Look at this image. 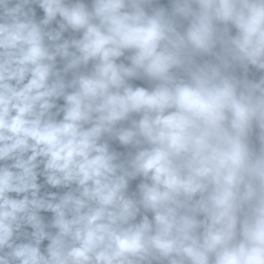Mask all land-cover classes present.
Segmentation results:
<instances>
[{
  "label": "clouds",
  "instance_id": "9594fccd",
  "mask_svg": "<svg viewBox=\"0 0 264 264\" xmlns=\"http://www.w3.org/2000/svg\"><path fill=\"white\" fill-rule=\"evenodd\" d=\"M0 264H264V0H0Z\"/></svg>",
  "mask_w": 264,
  "mask_h": 264
}]
</instances>
